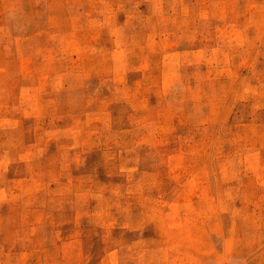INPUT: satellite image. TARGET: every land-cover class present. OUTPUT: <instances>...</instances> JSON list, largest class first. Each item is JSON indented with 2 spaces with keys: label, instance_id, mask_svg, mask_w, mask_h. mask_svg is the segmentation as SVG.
I'll return each instance as SVG.
<instances>
[{
  "label": "rangeland",
  "instance_id": "374dc122",
  "mask_svg": "<svg viewBox=\"0 0 264 264\" xmlns=\"http://www.w3.org/2000/svg\"><path fill=\"white\" fill-rule=\"evenodd\" d=\"M0 264H264V0H0Z\"/></svg>",
  "mask_w": 264,
  "mask_h": 264
}]
</instances>
